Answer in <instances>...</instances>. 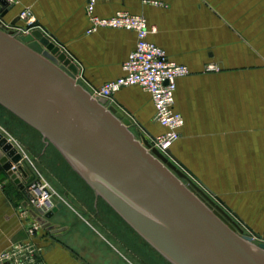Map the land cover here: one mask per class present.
Listing matches in <instances>:
<instances>
[{"label":"crops","instance_id":"0c3cea01","mask_svg":"<svg viewBox=\"0 0 264 264\" xmlns=\"http://www.w3.org/2000/svg\"><path fill=\"white\" fill-rule=\"evenodd\" d=\"M11 5L0 26L18 25L13 19L28 9L41 32L66 47L75 82L86 91L123 74L135 34L108 28L86 34L83 0H13ZM117 12L145 18L155 29L148 40L189 69L176 81L174 110L184 125L170 157L191 183L264 243V0H110L93 7L99 18ZM111 106L130 113L126 119L136 138L165 132L154 121L149 94L138 86L121 89ZM33 136V147L42 144L41 157L47 155V165L38 166L55 182L53 206L61 205L49 221L61 230L26 233L17 210L26 193L0 165V253L29 241L40 249L41 264H158L157 252L93 195L51 145ZM49 210L34 213L42 217Z\"/></svg>","mask_w":264,"mask_h":264},{"label":"water","instance_id":"95a60500","mask_svg":"<svg viewBox=\"0 0 264 264\" xmlns=\"http://www.w3.org/2000/svg\"><path fill=\"white\" fill-rule=\"evenodd\" d=\"M11 7L0 0V16ZM75 74L69 59L41 33L18 39L0 29V107L51 145L93 195L159 255L170 264H264V243L237 230L168 161L169 150L163 155L136 139L129 120L104 99L91 97ZM19 157L0 134V165L21 190L8 171ZM60 207L42 217L31 210L29 215L52 235L61 230L49 221Z\"/></svg>","mask_w":264,"mask_h":264},{"label":"built area","instance_id":"2783aa9c","mask_svg":"<svg viewBox=\"0 0 264 264\" xmlns=\"http://www.w3.org/2000/svg\"><path fill=\"white\" fill-rule=\"evenodd\" d=\"M4 1L6 5L13 4V0ZM83 1L84 14L89 24L85 31L86 34L93 33L99 28H108L132 32L136 38L134 49L121 66L123 74L119 78L105 82L95 90L89 91L90 96L104 99L107 105H111L114 95L121 89L129 86H138L143 89L149 94L153 103L155 123L164 128L165 132L154 137L138 138V140L140 142L146 140L151 148L166 155V151L170 150L179 140L180 130L184 125L182 115L174 110L175 90L177 79L187 76L189 69L184 65L170 61L163 49L148 40V36L154 33L155 29L150 27L142 16L117 12L111 17L99 18L93 13L95 3L110 0ZM151 4L158 5L159 3L151 2ZM16 17L18 25L10 27L5 24L0 26V29L3 31L10 29L15 37L28 35L33 31L35 19L28 9L19 11ZM207 70L213 71L215 67L208 66ZM3 137L20 156L16 163L10 165L8 171L15 176L22 186L21 190L26 193L24 206L19 205L17 210L26 220V233L32 236L40 228V225L30 217L29 210L35 212L36 210L50 209L53 206L51 200H54L57 195L35 170L33 173H27L24 170L25 155L11 136L6 134ZM19 166L25 175L19 171ZM39 255L40 249L31 242L15 243L0 253V263L41 264Z\"/></svg>","mask_w":264,"mask_h":264},{"label":"rangeland","instance_id":"374dc122","mask_svg":"<svg viewBox=\"0 0 264 264\" xmlns=\"http://www.w3.org/2000/svg\"><path fill=\"white\" fill-rule=\"evenodd\" d=\"M2 9H5V8H2ZM9 11L5 15L0 16V17H5L6 15H8ZM32 28H33V31H37V32L41 33L42 36L44 38H46L49 43H52L54 46L58 47L59 51L61 53H63L66 56V58L69 59L66 47H64L63 45H57L54 41L50 40L51 37H49V35L44 34L43 32H41L40 23L38 24L37 21L35 20V24L33 25ZM79 76H78V79L81 80V77H79ZM89 88H90V91H93V90L96 89L95 87H89ZM114 108L119 113H121L125 118H131L130 113H128L127 111H125V110H123L121 108H117V107H114ZM25 128H27L28 131L27 130L25 131ZM131 131L133 132L135 137L136 136L138 137V134L135 131L134 127H131ZM0 134L2 136L7 134V135L11 136L15 140L16 144L18 145V148L25 155V160L23 162V167H24L25 171L27 169L29 171V173H33L34 170L40 172V174L39 173L38 174L47 183V185L50 188H51L50 184L53 187H55V182H53V178L50 177L49 173L45 172L44 169L40 168L42 165H45V166L47 165L45 163V160L47 161V155H45L43 158L41 157L42 154H43L42 152L44 150V148H43L44 146L42 144H40V146H39L40 148L38 147L39 149L37 148V146L33 147V144L35 143V140L33 139L35 137L33 135H35V132L32 131L31 129H29L26 125L21 123L19 120L14 118L12 115H10L8 112H6L2 108H0ZM166 157H167V159H168V161L170 163H172L179 171H181L185 175V173L183 172L182 167H180V165L177 163V161L175 159L170 157V155H167ZM51 190L54 192V190L52 188H51ZM210 198L217 206L220 207V209L223 210L225 215L233 222V224H234V226H235V228L237 230H239V231L241 230L243 235L251 237L253 240L257 239V237L252 235V233L247 230V228L245 227V225L243 223H241L234 216L230 215L226 210H224V208L215 199H213L212 197H210ZM256 241H258V240H256ZM157 255H158L157 256L158 264H169L158 253H157Z\"/></svg>","mask_w":264,"mask_h":264},{"label":"trees","instance_id":"16d2710c","mask_svg":"<svg viewBox=\"0 0 264 264\" xmlns=\"http://www.w3.org/2000/svg\"><path fill=\"white\" fill-rule=\"evenodd\" d=\"M0 108H2V107H0ZM3 109V108H2ZM5 110V109H4ZM6 111V110H5ZM7 112V111H6ZM9 113V112H8ZM10 114V113H9ZM11 115V114H10ZM13 116V115H12ZM14 117V116H13ZM14 118H16V117H14ZM17 119V118H16ZM18 120V119H17ZM21 122V121H20ZM24 124V123H23ZM25 125V124H24ZM27 126V125H26ZM28 127V126H27ZM29 128V127H28ZM29 129H31V128H29ZM32 130V129H31ZM32 131H34V130H32ZM35 132V131H34ZM36 133V132H35ZM37 134V133H36Z\"/></svg>","mask_w":264,"mask_h":264},{"label":"bare ground","instance_id":"6f19581e","mask_svg":"<svg viewBox=\"0 0 264 264\" xmlns=\"http://www.w3.org/2000/svg\"><path fill=\"white\" fill-rule=\"evenodd\" d=\"M24 36H26V35H24ZM24 36H21V37H17L18 39H21L22 37H24ZM136 139H138V138H136ZM150 246V245H149ZM151 247V246H150ZM153 249V248H152ZM161 256V255H160ZM162 257V256H161ZM163 258V257H162ZM164 259V258H163ZM168 262V261H167ZM169 263V262H168ZM170 264V263H169Z\"/></svg>","mask_w":264,"mask_h":264}]
</instances>
